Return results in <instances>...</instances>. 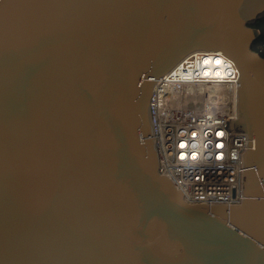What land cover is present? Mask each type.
Wrapping results in <instances>:
<instances>
[{
    "label": "water",
    "instance_id": "95a60500",
    "mask_svg": "<svg viewBox=\"0 0 264 264\" xmlns=\"http://www.w3.org/2000/svg\"><path fill=\"white\" fill-rule=\"evenodd\" d=\"M264 0H0V264H264ZM193 52L238 72L243 199L158 170L150 98Z\"/></svg>",
    "mask_w": 264,
    "mask_h": 264
},
{
    "label": "built area",
    "instance_id": "2783aa9c",
    "mask_svg": "<svg viewBox=\"0 0 264 264\" xmlns=\"http://www.w3.org/2000/svg\"><path fill=\"white\" fill-rule=\"evenodd\" d=\"M212 79H226L236 98L238 72L235 67L230 77ZM160 80L157 81L160 87L157 89L155 85L150 98L159 172L181 189L189 203L241 202L243 153L248 149V135L232 132L229 127L236 119L235 104L224 111L201 102L185 109L169 108L160 91Z\"/></svg>",
    "mask_w": 264,
    "mask_h": 264
},
{
    "label": "bare ground",
    "instance_id": "6f19581e",
    "mask_svg": "<svg viewBox=\"0 0 264 264\" xmlns=\"http://www.w3.org/2000/svg\"><path fill=\"white\" fill-rule=\"evenodd\" d=\"M233 70L230 60L220 53L193 52L161 78L160 91L169 108L185 109L190 104L201 102L224 111L229 93L236 104L234 90L226 79L212 78H228ZM157 86L158 89L160 86ZM200 94L203 95L201 99Z\"/></svg>",
    "mask_w": 264,
    "mask_h": 264
},
{
    "label": "trees",
    "instance_id": "16d2710c",
    "mask_svg": "<svg viewBox=\"0 0 264 264\" xmlns=\"http://www.w3.org/2000/svg\"><path fill=\"white\" fill-rule=\"evenodd\" d=\"M250 26L257 31V37L252 44V49L264 57V14L250 23Z\"/></svg>",
    "mask_w": 264,
    "mask_h": 264
},
{
    "label": "rangeland",
    "instance_id": "374dc122",
    "mask_svg": "<svg viewBox=\"0 0 264 264\" xmlns=\"http://www.w3.org/2000/svg\"><path fill=\"white\" fill-rule=\"evenodd\" d=\"M232 96H233V95H230V93L227 95V106H226L227 108H230V107H232V105H234V102H235V101L232 99ZM229 97H230V98H229ZM228 99H230L231 101L228 100Z\"/></svg>",
    "mask_w": 264,
    "mask_h": 264
},
{
    "label": "snow or ice",
    "instance_id": "6c2138e0",
    "mask_svg": "<svg viewBox=\"0 0 264 264\" xmlns=\"http://www.w3.org/2000/svg\"><path fill=\"white\" fill-rule=\"evenodd\" d=\"M217 63H220V61H217Z\"/></svg>",
    "mask_w": 264,
    "mask_h": 264
}]
</instances>
